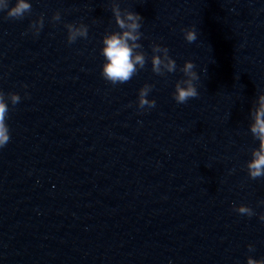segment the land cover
Segmentation results:
<instances>
[{
	"label": "water",
	"instance_id": "1",
	"mask_svg": "<svg viewBox=\"0 0 264 264\" xmlns=\"http://www.w3.org/2000/svg\"><path fill=\"white\" fill-rule=\"evenodd\" d=\"M29 2L23 19L0 11V91L21 96L9 101L0 148V264L264 258V177L246 169L259 144L249 124L264 92V0H118L143 17L147 63L117 85L101 75L102 38L119 31L111 0ZM67 23L87 25V38L69 44ZM192 26L189 43L182 29ZM153 43L168 47L176 72H152ZM185 60L199 95L178 104ZM145 83L156 106L141 110ZM240 204L256 214L238 213Z\"/></svg>",
	"mask_w": 264,
	"mask_h": 264
},
{
	"label": "clouds",
	"instance_id": "2",
	"mask_svg": "<svg viewBox=\"0 0 264 264\" xmlns=\"http://www.w3.org/2000/svg\"><path fill=\"white\" fill-rule=\"evenodd\" d=\"M32 10L29 0H15L10 6V0H0V11L6 12V18L23 19L26 14ZM111 11L114 15L115 23L119 31L113 30L107 32L102 38L101 54L105 58L102 65V77L113 85L129 82L139 70L144 69L147 63L146 53L142 50L140 43L142 32L141 22L143 17L133 10L122 9L118 0H111ZM60 12L57 11L52 16L53 22H59ZM44 27L43 15L33 20L29 28L35 35H39ZM67 41L74 43L78 38H87L88 27L84 23H67ZM184 39L192 43L197 40V31L194 26L182 29ZM152 55L151 70L156 75L165 77L169 73L177 71L175 59L169 54L166 45L153 43L151 45ZM195 64L192 60H185L179 71L183 73L181 79L176 80L172 96L178 104L187 103L189 99L196 98L199 95L197 86L194 82L200 79L195 70ZM25 87H27L25 85ZM153 88L152 84L145 83L138 90L137 107L144 110L156 106L155 99H149L148 94ZM27 95V93L25 94ZM21 100L17 92L4 93L0 91V148L5 147L10 141L9 126L7 118L9 114V101L15 106ZM251 122L249 124L250 132L254 139L259 141L258 147L251 149V158L246 161V169L251 179L264 177V92H260L250 109ZM264 203V201H261ZM235 210L251 217L256 213L246 205H234ZM259 218L264 221V213ZM249 251H253V245L248 246ZM247 264H264V258L255 259L251 255L247 257Z\"/></svg>",
	"mask_w": 264,
	"mask_h": 264
}]
</instances>
